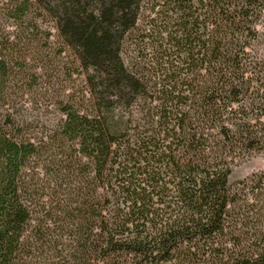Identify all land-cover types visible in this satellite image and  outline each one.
I'll list each match as a JSON object with an SVG mask.
<instances>
[{
	"label": "trees",
	"instance_id": "obj_1",
	"mask_svg": "<svg viewBox=\"0 0 264 264\" xmlns=\"http://www.w3.org/2000/svg\"><path fill=\"white\" fill-rule=\"evenodd\" d=\"M263 9L12 0L18 21L50 17L85 89L31 134L7 102L25 60L0 32V264H264V170L228 182L237 159L264 152L248 54Z\"/></svg>",
	"mask_w": 264,
	"mask_h": 264
},
{
	"label": "rangeland",
	"instance_id": "obj_2",
	"mask_svg": "<svg viewBox=\"0 0 264 264\" xmlns=\"http://www.w3.org/2000/svg\"><path fill=\"white\" fill-rule=\"evenodd\" d=\"M11 5L12 0H0V32L8 34L14 44V55L22 56L26 65L16 69L10 79L7 102L13 116L24 123L31 134L45 135L53 128L58 100L66 94L72 97L83 94L85 76L77 68L71 50L63 44L50 17L36 12L29 14L30 21L21 22L9 15ZM254 28L255 38L250 41L248 54L264 83V9ZM29 72L35 75L29 78ZM261 170H264V152L252 153L235 161L228 182L232 185ZM247 201L251 202L252 198Z\"/></svg>",
	"mask_w": 264,
	"mask_h": 264
}]
</instances>
